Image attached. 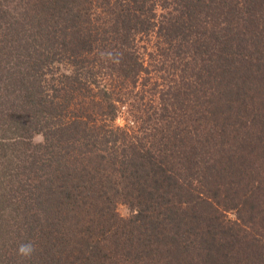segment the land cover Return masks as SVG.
I'll list each match as a JSON object with an SVG mask.
<instances>
[{
	"label": "trees",
	"instance_id": "obj_1",
	"mask_svg": "<svg viewBox=\"0 0 264 264\" xmlns=\"http://www.w3.org/2000/svg\"><path fill=\"white\" fill-rule=\"evenodd\" d=\"M0 264H264V0H0Z\"/></svg>",
	"mask_w": 264,
	"mask_h": 264
},
{
	"label": "rangeland",
	"instance_id": "obj_2",
	"mask_svg": "<svg viewBox=\"0 0 264 264\" xmlns=\"http://www.w3.org/2000/svg\"><path fill=\"white\" fill-rule=\"evenodd\" d=\"M13 4L15 5V3H12L10 5V7H12ZM145 41L148 43V45L151 44V42H148L147 40H145ZM145 41L143 42V45H146L147 46V43ZM150 41H151V39H150ZM152 42H153V40H152ZM149 47H151V46H149ZM150 76H151L150 77L151 80H150V82H148L146 84V85H148L147 86V88H148L147 91H149V93L146 94V95H149V98L152 97V98L157 99V100H155V103H158V95H159V92H161L162 94H164V92L168 91L169 90V87H170L169 85L171 84V82H168L169 79H167V78H163V80H162L161 76H159V75H153V74L151 75L150 74ZM126 110H127V107H126V109H123L121 115L117 118L116 123L118 125H120V126H123L126 123L125 122ZM40 140H41V137L40 136H36L35 137V141L36 142H38ZM116 212H117V214L121 218H128L131 215V210L129 209V207L126 204H123V203H120V204L117 205ZM227 215L231 219H234L235 218V215H234L233 212L232 213L229 212Z\"/></svg>",
	"mask_w": 264,
	"mask_h": 264
},
{
	"label": "clouds",
	"instance_id": "obj_3",
	"mask_svg": "<svg viewBox=\"0 0 264 264\" xmlns=\"http://www.w3.org/2000/svg\"><path fill=\"white\" fill-rule=\"evenodd\" d=\"M35 251L34 246L31 243L23 244L19 248V254L25 258H30Z\"/></svg>",
	"mask_w": 264,
	"mask_h": 264
}]
</instances>
